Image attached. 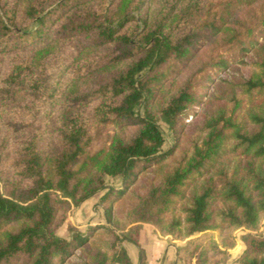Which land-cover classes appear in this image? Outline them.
<instances>
[{
    "label": "trees",
    "instance_id": "trees-1",
    "mask_svg": "<svg viewBox=\"0 0 264 264\" xmlns=\"http://www.w3.org/2000/svg\"><path fill=\"white\" fill-rule=\"evenodd\" d=\"M256 1L224 0L207 11L200 1L189 0L176 14L175 5L161 14L146 6L147 0H0V55H13L0 79V101L12 100L21 90L53 98L52 81L61 73L71 72L76 80L132 60L91 92L69 98L71 111L59 112L52 121L46 117L40 128L32 129L24 110L16 111L20 119L14 124L2 117L0 264H65L90 235L69 226L67 238L57 236L56 213L101 192L105 222L112 223L110 198L122 189L107 186L104 177L118 176L125 185L148 163L170 155L172 147L161 151L164 137L177 133L202 102L184 84L152 111L157 85L169 74L167 63L186 59L203 31L229 33L226 21L234 3ZM258 24L259 37L264 35V9ZM227 36L229 42L244 45L240 32ZM254 43L255 37L248 40V46ZM102 47L106 52L92 60L90 52ZM50 65L52 72L46 75ZM219 65L225 67L226 61ZM256 66L241 84L250 101L246 112L239 115V101L234 100L230 111L219 109L205 117L200 141L149 188L130 210L123 230L110 231V241L86 264H130L120 244L138 247L144 223L182 242L176 251L184 264L223 263L234 240L218 243L212 233L221 228L242 231L238 264H264V100H256L264 96V59ZM211 79L206 77L204 88ZM110 125L136 130L128 139L114 134L106 146L94 149L101 128ZM11 129L22 132L12 145L7 140ZM226 155L235 160L224 162ZM195 176L203 177L185 195ZM178 204L182 216L175 213ZM107 226L102 228L111 230Z\"/></svg>",
    "mask_w": 264,
    "mask_h": 264
},
{
    "label": "rangeland",
    "instance_id": "rangeland-1",
    "mask_svg": "<svg viewBox=\"0 0 264 264\" xmlns=\"http://www.w3.org/2000/svg\"><path fill=\"white\" fill-rule=\"evenodd\" d=\"M11 1V0H10ZM189 0H147V5L153 11L164 14L167 10L175 5L172 13H177ZM205 9L213 10L220 7V3L224 0H198ZM226 1V0H225ZM264 0H258L252 4L234 3L232 7V17L226 21V26L232 30L229 33L221 34L214 31L201 32V38L195 44L194 49L189 53L188 57L179 62L167 63V72L169 74L163 78L157 85L155 97L150 103L152 111H156L158 107L167 101L177 89L189 84L192 90H195L201 95L202 102L193 107L190 116L179 127L177 133L170 136H165V143L162 147L165 152L169 147L173 148V152L164 159L152 163H148L144 168L135 173L125 185L121 184L120 177H104L107 186H113L122 189L118 195L114 194L111 198V219L112 223L106 224L103 213L105 206L99 203V193L85 200L77 207L69 205L68 207L59 209L56 213L53 223V231L57 236L67 238L69 236L68 227L73 226L79 231H85L90 235L89 242L83 247L75 250L73 255L65 262V264H86L94 252L100 249V246L107 241H110V231L118 234L124 228V223L129 215L130 210L145 196L149 188L157 186L162 178V175L173 167L174 163L182 154H188L196 142H199L203 137L202 122L205 117L215 113L219 109L230 111L235 105V101H239L236 111L239 115L244 114L250 101L247 94L243 92L241 84L246 80L252 72L256 70V64L264 59V35L258 37L260 25L258 19L264 9ZM23 2L19 4L22 9ZM206 21L209 17L205 18ZM251 27L252 32L248 34L245 30ZM240 32V39L244 41V45H239L237 42H229L228 34ZM255 37L254 45L248 46V40ZM244 47L246 50H242ZM106 52V48H94L90 52V57L95 60L97 54ZM12 54L0 55V79L10 66ZM132 60L123 61L109 68L107 71L97 72L86 77L72 80L71 72H64L53 79L54 96L53 98L45 97L41 99L35 93H28L23 90L18 91L12 100L0 101V121L11 119L13 124L15 120L20 119L16 111L26 112V120H31L32 129L40 128L44 125V119L48 117L52 121L57 117L59 112L66 111L69 113V98L85 95L96 87H98L106 78L116 71L123 70L130 64ZM226 61V66L220 69L219 62ZM45 66H48V62ZM50 67H45V74L52 72ZM166 71V70H165ZM206 77H211V82L206 84ZM221 80L223 82L219 83ZM220 84V85H219ZM68 95V97L66 96ZM203 96V98H202ZM264 100V96L256 97V100ZM37 114L36 121L33 118ZM28 117V118H27ZM162 130L166 133V127L159 122ZM16 128V127H15ZM134 126H106L101 128V134L95 142V148L106 146L109 138L117 134L123 139H128L135 132ZM30 132L31 129L26 130ZM4 133V131H3ZM22 132H16L11 129L7 132V140L10 145L14 144ZM231 145V142H226V149ZM224 162L235 159L230 155L223 156ZM8 164V163H7ZM215 170H212V172ZM203 177V176H202ZM202 177L195 176L193 180L188 181L185 186V195L191 189L199 184ZM183 203V201H181ZM107 204V203H106ZM177 205L176 214L181 215ZM182 216V215H181ZM180 216V217H181ZM108 225L111 230L102 228ZM150 225V224H149ZM152 226V225H151ZM142 227V225H141ZM154 229V227L152 226ZM155 230V229H154ZM157 232V230H155ZM158 233V232H157ZM242 233L241 230H231L228 228L216 229L212 236L218 243L222 241L227 243L230 238L234 240V245L228 250L223 263L221 264H238L236 258L243 249L242 243L238 237ZM159 234V233H158ZM160 235V234H159ZM169 241L177 243L180 246L182 242L170 239ZM123 243V242H122ZM121 243V244H122ZM120 244V247H121ZM144 254L142 252L143 258ZM184 264V263H182Z\"/></svg>",
    "mask_w": 264,
    "mask_h": 264
},
{
    "label": "crops",
    "instance_id": "crops-1",
    "mask_svg": "<svg viewBox=\"0 0 264 264\" xmlns=\"http://www.w3.org/2000/svg\"><path fill=\"white\" fill-rule=\"evenodd\" d=\"M142 234L137 247L125 242L121 247L125 250L130 264H182L177 258V243L161 237L149 224H142ZM140 250L143 258L140 257Z\"/></svg>",
    "mask_w": 264,
    "mask_h": 264
}]
</instances>
